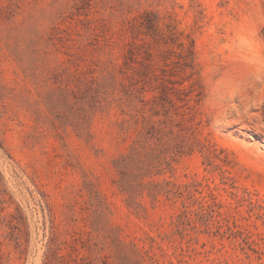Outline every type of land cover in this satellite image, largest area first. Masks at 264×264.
Wrapping results in <instances>:
<instances>
[{
  "label": "rangeland",
  "instance_id": "rangeland-1",
  "mask_svg": "<svg viewBox=\"0 0 264 264\" xmlns=\"http://www.w3.org/2000/svg\"><path fill=\"white\" fill-rule=\"evenodd\" d=\"M0 264H264V0H0Z\"/></svg>",
  "mask_w": 264,
  "mask_h": 264
}]
</instances>
